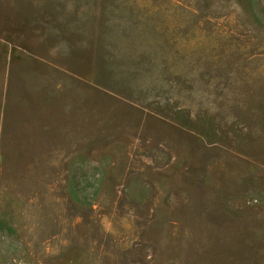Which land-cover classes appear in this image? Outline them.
<instances>
[{
  "label": "rangeland",
  "instance_id": "rangeland-1",
  "mask_svg": "<svg viewBox=\"0 0 264 264\" xmlns=\"http://www.w3.org/2000/svg\"><path fill=\"white\" fill-rule=\"evenodd\" d=\"M0 264H264V0H0Z\"/></svg>",
  "mask_w": 264,
  "mask_h": 264
}]
</instances>
